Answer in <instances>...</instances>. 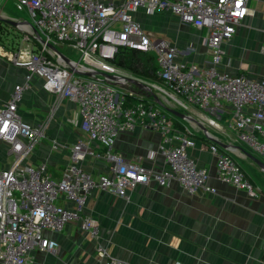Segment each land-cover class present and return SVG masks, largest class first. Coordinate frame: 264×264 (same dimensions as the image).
<instances>
[{
  "label": "built area",
  "instance_id": "1",
  "mask_svg": "<svg viewBox=\"0 0 264 264\" xmlns=\"http://www.w3.org/2000/svg\"><path fill=\"white\" fill-rule=\"evenodd\" d=\"M12 1L17 12L29 16L27 22L41 39L52 46H66L75 51L78 58L77 61L71 59L72 66H69L40 43L30 28L22 40L24 46L12 56L11 63L24 68L27 75L21 84L14 86L9 100L0 107V144H5L8 154L13 157L8 169L0 167V264H28L31 251H54L57 243L45 238L43 232H61L69 221H79L81 231L96 243L98 225L90 216L81 215L95 188L126 199V192L138 185L147 186L153 182L166 188L177 182L189 195L199 191L215 194V189L207 185V171L198 169L189 155L192 142L188 128L177 129L172 117H168L152 99H148L151 104L144 102L146 98L130 91L131 86L123 79L122 84L128 85L129 89L77 74L84 71L81 67L84 66L124 78H136L112 66L120 50L154 53L158 82L140 80L156 96H163L184 113L197 109L208 114V126H218L223 105H229L228 129L233 131L237 142L264 159V77L252 80L221 70L224 45L249 15L248 0ZM138 11L146 15L168 12L184 25L206 30L203 43L209 54L208 65L179 62L175 45L153 38L133 20L132 13ZM33 75L43 79V89L47 93L75 102L81 119L85 139H77L72 146L71 162L59 180L49 176L45 164L22 166L33 146L43 137L41 129L23 123L17 113L23 94L31 87ZM128 98L137 102L129 105L126 103ZM135 124L145 130L158 131L166 165L164 170L152 171L139 161L130 162L112 153L118 134ZM91 143L100 144L105 151L96 153ZM208 150L216 158L219 182L256 197L257 190L246 181L241 168L229 155L214 144ZM86 156L108 163L109 175L95 179L83 170L80 162ZM60 196L73 203L75 209L58 205ZM95 252L105 264H128L109 255L99 243L95 245Z\"/></svg>",
  "mask_w": 264,
  "mask_h": 264
},
{
  "label": "crops",
  "instance_id": "2",
  "mask_svg": "<svg viewBox=\"0 0 264 264\" xmlns=\"http://www.w3.org/2000/svg\"><path fill=\"white\" fill-rule=\"evenodd\" d=\"M9 2L7 8V1L0 0V13L22 21L13 15V1ZM247 5L249 15L224 45L221 70L258 80L264 77V0H248ZM131 16L137 22L148 18L146 23L140 24L143 30L155 39L175 45L179 62L208 65L209 54L203 43L206 30L184 25L168 12L146 15L138 11ZM12 56L10 50L0 47V107L9 100L14 86L21 84L27 75L24 68L11 63ZM43 83L42 78L33 75L31 87L17 107L22 122L43 133L22 166L45 164L49 176L59 180L71 162L72 146L85 136L76 103L47 93ZM158 87L163 88L161 84ZM193 112L201 114L206 122L205 113L197 109L184 114L200 121V115L197 117ZM230 116L231 107L224 104L218 126L207 128L210 138L196 125L178 119L191 133L189 155L198 169L207 171V185L215 189V194L199 191L189 195L177 182L166 188L153 182L147 186L138 185L126 192V199L95 188L81 215L90 216L98 225L96 243L106 248L109 255L128 264H264V174L242 152L224 150L214 141L238 146L263 162L264 159L236 141L233 131L227 127ZM160 143L158 131L145 130L135 124L118 134L111 151L127 161H139L146 169L161 171L166 165ZM211 144L237 163L246 181L257 190L256 197H249L246 191L218 181L216 158L208 150ZM90 146L98 154L105 151L100 144L91 143ZM12 162L8 147L0 144V167L8 169ZM80 166L95 179L109 175V164L101 158L86 156ZM57 204L75 209L74 204L62 196ZM43 236L54 240L57 248L50 252L31 251L28 264H105L96 255L95 241L81 231L77 220L69 221L61 232L46 230Z\"/></svg>",
  "mask_w": 264,
  "mask_h": 264
},
{
  "label": "water",
  "instance_id": "3",
  "mask_svg": "<svg viewBox=\"0 0 264 264\" xmlns=\"http://www.w3.org/2000/svg\"><path fill=\"white\" fill-rule=\"evenodd\" d=\"M0 21L9 25L10 27L20 31L23 34H28L29 28L30 30L37 36V39L40 43L45 44L46 47L55 54L56 57L61 58L65 63H67L69 66H72V60L69 59L68 57L64 56L60 51H58L54 46H52L49 43H46L43 39H41L37 33V31L30 25L29 22L27 21H20L12 18H7L4 17L3 15L0 14ZM84 71L83 72H78L77 74L80 76H83L88 79H92L95 81L99 82H104L109 85L118 87L120 89H129L127 86L128 85H123L122 82L123 80L131 86L130 91L137 93L138 95L143 96L146 99H152V101L161 107L163 110H165L167 113L170 115L174 116L175 118L185 121L190 124L196 125L200 131L203 133V135L207 138H210V133L207 129V127L199 121L198 119L192 118L188 114L181 113L175 109L169 108L166 105H164L158 97L152 92L151 88L148 87L145 83H143L140 79L137 78H124L118 75H112L105 73L103 71H98L95 69H90L86 68L84 66H81ZM123 79V80H122ZM217 145H219L222 149L228 150V149H234L242 152L246 158H248L250 161H252L264 174V162L255 157L254 155L244 151L238 146H231V145H226L219 143L217 141H214Z\"/></svg>",
  "mask_w": 264,
  "mask_h": 264
},
{
  "label": "trees",
  "instance_id": "4",
  "mask_svg": "<svg viewBox=\"0 0 264 264\" xmlns=\"http://www.w3.org/2000/svg\"><path fill=\"white\" fill-rule=\"evenodd\" d=\"M35 43L38 45L37 42ZM111 64L112 66H115L116 68L125 71L136 78L158 82L155 77L156 68H157L155 63V56L151 55L150 53L146 54L139 51L120 50L118 56ZM149 100L146 99L143 101L146 102L147 104H151V101ZM136 102L137 100H135L134 98H128L126 100V103L129 105H131V103L134 104ZM174 124L177 129L179 130L183 129V126L180 124L179 120L175 117H174Z\"/></svg>",
  "mask_w": 264,
  "mask_h": 264
},
{
  "label": "rangeland",
  "instance_id": "5",
  "mask_svg": "<svg viewBox=\"0 0 264 264\" xmlns=\"http://www.w3.org/2000/svg\"><path fill=\"white\" fill-rule=\"evenodd\" d=\"M6 4H7L6 5L7 8L10 7V2L9 1H7ZM0 14L2 15V13H0ZM13 15L15 17L21 19L22 21H29L30 20L29 16L26 13H24V12H17L14 8H13ZM140 17H138V18H140ZM144 17H146V16H144ZM12 18H14V17H12ZM148 20H149L148 18H145L144 20L138 19V22L142 25L143 22L146 23ZM24 36L25 35L23 33H21L20 31L14 29L12 27H10L9 25H7V24H5L3 22L0 23V47L4 48L5 50H10V52H12L13 54L16 53L21 47L24 46L23 41H22L23 38H24ZM54 47L58 51H60L62 54L67 55L70 59L72 58V59L77 60V53L75 51H73V50H71V49H69L66 46L61 45V44H56ZM150 54L153 55V56H155L154 53H150ZM144 81L152 82V81H148V80H144ZM158 97L161 99V101L167 107L172 108V109H175V110H179L177 107H175V105L171 101L167 100L163 96L159 95ZM192 111H195V110L192 109ZM193 113L196 114L197 117L200 115L199 116L200 121H202L207 128L210 127V126L207 125V122H204L203 121V117H201V114H199L198 112L197 113L196 112H193ZM167 116L168 117L170 116V117H172L174 119V116L169 115L168 113H167ZM208 116L209 115L207 114L205 117H208ZM194 118L195 119H198L196 117H194ZM206 120L207 119H205V121Z\"/></svg>",
  "mask_w": 264,
  "mask_h": 264
}]
</instances>
